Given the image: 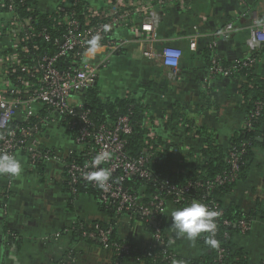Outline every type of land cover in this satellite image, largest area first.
<instances>
[{
  "label": "crops",
  "instance_id": "1",
  "mask_svg": "<svg viewBox=\"0 0 264 264\" xmlns=\"http://www.w3.org/2000/svg\"><path fill=\"white\" fill-rule=\"evenodd\" d=\"M74 1L38 0L34 9L53 15ZM82 1L89 12L104 13L113 0ZM157 1L123 0L134 8L150 6L156 12L153 41L146 40L144 29L151 16L131 11L128 21L111 32L112 39L125 41L122 52L109 56L102 49H93L85 58L98 67L95 85L102 103L129 100L143 107L153 128L149 137L176 148V159L200 168L204 135L226 148L245 121L239 108L245 81L212 75V66L255 53L254 73L264 78V50L256 51L258 46H251L248 34L254 19L264 21V0H178L164 5ZM228 24L233 31L222 37L220 33ZM4 34L0 37V90L8 88L4 59L13 53L10 35ZM164 48L178 53L175 71L165 67L159 57L142 55L149 50L159 54ZM81 93L76 96L80 102ZM31 111L38 117L43 106L35 104ZM24 114L25 108L18 107L15 120ZM42 117L47 118L38 134L42 145L54 151L66 149L71 138L59 117L48 113ZM256 141L246 174L221 200L222 207L233 206L241 213L260 212L254 216L248 235L232 239L234 249L243 252L247 264H264V133ZM15 157L22 163V174L15 179L0 175V264H112L109 252L97 242L81 238L76 229L109 222L95 199L87 194L73 197L59 163L31 168L23 154ZM174 208L168 203L164 211V235L171 250L182 259L202 258L198 240L175 238L170 231L169 213ZM149 236L141 225L131 226L123 217L115 220L119 240L144 244ZM124 264L142 263L130 259Z\"/></svg>",
  "mask_w": 264,
  "mask_h": 264
},
{
  "label": "built area",
  "instance_id": "2",
  "mask_svg": "<svg viewBox=\"0 0 264 264\" xmlns=\"http://www.w3.org/2000/svg\"><path fill=\"white\" fill-rule=\"evenodd\" d=\"M14 1L3 0L0 4V9H5L4 12H0V37H5L4 32L7 35L8 29L12 30V34L7 37L11 38L12 43L9 47L13 53L4 60L8 66H6L7 74L19 72L25 74L28 81L23 76L18 77L23 86V93L15 89L9 80L6 81L8 88L0 90V154L6 153L15 156L21 153L26 157L31 168L48 162L59 163L73 195L76 194V186L79 183H85L97 191V202L112 208L116 216H123L131 226L145 225L150 229L149 240L144 244H135L112 240L114 229L110 225L77 226L76 229L81 238L97 242L104 251L115 257L142 254L151 258L152 262L158 260L161 264H184L183 259L171 250L164 235V211L168 203L176 207L183 203L188 205L193 201H198L218 212L219 215L215 218L216 229L212 234L215 240L221 227H231L233 225L231 221L221 220L222 206L212 199L197 200L193 193L197 189H203L206 197L216 188L235 183L239 173L240 151L232 150L229 153L228 173L218 175L210 181L204 183L186 182L183 185L161 181L148 171L146 149L137 159L126 157L122 136L129 135L132 130L127 117H119L108 127L105 125L96 127L89 118L90 112L77 99L76 96L81 91L95 84L98 67L84 58L79 66H71L64 71L56 68L58 59L66 56L69 52L84 51L88 47H91L90 50L102 49L109 56L118 53L125 41L106 38V36L117 26L126 23L131 11L151 16L144 29L146 40L153 41L158 16L152 7L138 5L134 8L130 2L126 4L123 3V0H116L115 3H110V9L105 14L90 12L86 18L84 29H81V25L74 18L75 15L71 13L66 21L62 39L54 42L57 52L53 56L39 58L31 66H21L17 51L28 53L25 45L32 37L30 34L32 27L30 18H20L15 12ZM17 1L22 3L24 0ZM174 1L178 0H158L157 3L164 5ZM97 17L99 20L90 25V20ZM232 31L233 26L228 24L220 34L222 37H226ZM17 34H22V36L19 38ZM248 34L252 47L264 44V23L257 24L254 19ZM42 37L45 41L49 40L47 35ZM95 37L99 38L98 46L93 47L91 41ZM90 50L85 51L84 56ZM142 55L146 58L159 57L162 64L173 71L178 65V53L169 48L162 49L159 54L151 50L143 51ZM255 64L256 60L253 57L235 61L228 68L216 64L212 66L211 74L229 77L234 69L251 68ZM35 104L42 105L47 111L46 113L59 117L71 138L68 139L69 146L66 149L54 151L42 145L38 134L41 127L47 122V118L41 120L39 126L29 123V118L33 117L31 109ZM18 107L25 108V114L20 120L22 125L11 129L9 125L15 119ZM261 107V103H255V110L249 119L244 121L243 129L250 128V121L258 117ZM105 151L110 153V159L99 165H94V158ZM100 169H108L111 172L103 186H100L94 179ZM133 179L150 183L153 192L147 194L145 189L131 190L125 183ZM188 197L189 200H187ZM234 225L240 236H246L252 230V224L243 219L238 220ZM214 251L216 255L214 263L220 264L225 250L216 246ZM115 264L120 263L116 261Z\"/></svg>",
  "mask_w": 264,
  "mask_h": 264
},
{
  "label": "trees",
  "instance_id": "3",
  "mask_svg": "<svg viewBox=\"0 0 264 264\" xmlns=\"http://www.w3.org/2000/svg\"><path fill=\"white\" fill-rule=\"evenodd\" d=\"M2 1L3 0H0V4L2 3ZM37 1L38 0H24L22 3H18L17 0L14 1L15 12L20 16V18H30V24L32 27V31L30 32L32 37L25 45L28 49V53H22L19 50L17 51L19 54V63L21 66H31V64H33L34 61L38 60L39 58L43 56H53L57 52V46L54 42L55 40L62 39V36L64 35L66 29V21L71 13L75 15L74 18L81 25V29H84L86 27V18L90 13L88 8L86 7V4L82 0H75L72 5L59 8L53 15H42L34 9ZM112 3H115V0H113ZM109 9L105 11L104 14L107 13ZM4 11L5 9H0V12ZM98 20V17L91 19L90 25L96 23ZM8 34H12L11 29H8ZM17 35L19 36V38L22 36V34ZM41 35H47L49 37V40L45 41ZM109 37L111 38V33L106 36V38ZM90 48L91 47H88L84 51L69 52L66 56L57 60L56 68L60 71H64L68 67L79 66V64H81L83 59L85 58V51L90 50ZM257 48L258 49H256V51L259 49L260 51L264 50V44L259 45ZM122 50L123 49L119 50L118 53H121ZM8 54L11 55L12 52ZM248 57H253L257 63V54H250ZM234 63L235 61L226 65L220 64V66H222L223 68H228ZM255 65L251 68L234 69L229 77H236L245 81L240 89L243 103L239 107L244 112V120L249 119V117L255 110V103L257 102L261 103L262 105L258 117L250 121L251 123L249 129H243V127L240 128V130L230 140V144L226 148L218 145L215 142V139H213V137H211L210 135H204L205 148L201 152L203 165L200 168H196L193 163L187 162L182 158L176 159V148L166 145V143L161 139H152L149 137V134L153 128L151 126V121L147 117L143 107L136 105L129 100H117L115 102L102 103L99 97V91L97 90L95 84L81 91L82 93H84L82 103L83 106L90 112L89 118L96 127H99L101 125H105L108 127L119 117H127L132 130L129 135L122 136V139H124L123 150L126 157L128 159H137L142 155V151L146 149L145 156L148 159V171L161 181H168L176 185H183L186 182L204 183L206 181H210L218 175L228 173L229 153L232 150L240 151L239 173L238 179L235 183L216 188L206 197L203 189H197L193 193L194 197L197 200L205 198V200L208 201L209 199H212L216 201L220 206H222L221 200L225 197V195H227L234 189L237 183L241 181L246 174L249 165L254 157V148L257 146L256 139L264 133V78H260L255 75ZM22 76L26 81H28V77L25 74L19 72H17V74H11L9 72V74H7V80L12 83V86L15 89H18L23 93V86L18 80V77ZM46 112L47 111H45V108L43 107V111H41L40 116L38 115V117H30L29 123H31V125H38L39 122L44 119L42 115ZM21 125L22 124L20 120L14 119L13 122L10 123L9 127L13 129ZM68 135L70 136L69 133ZM43 165H39L35 168L42 167ZM125 185L134 191L145 189L147 194L153 192L151 184L146 181L133 179L127 181ZM68 190L71 193L69 186ZM79 194H87L89 196H92L96 202L98 200L97 191L92 189L85 183H79L76 186V194H72V196L75 197ZM187 200H189V197L187 198ZM97 204L99 209L110 218L107 224L100 225H110L113 227L114 230L112 233V240L117 242L129 243L128 240H119L115 237V220L117 218H122L123 216H116L112 208L105 207L98 202ZM183 206H187V204L183 203L177 205L176 208H180ZM222 208L223 216L221 220L231 221L233 225L226 228L221 227L217 235V246L225 250L224 257L220 264H247V260L243 252L241 250L234 249L232 245L233 237L240 236L238 235V229L234 224L240 219H243L246 222L252 224L254 216L260 215V212L245 214L241 213L236 207L233 206ZM142 228H144L145 231L150 234V229H148L145 225H142ZM206 237L207 234H204L202 237L197 239L199 245L203 250L202 258L197 260L183 259L184 264H215L214 260L216 258V255L214 249L216 246H210L209 244H207ZM111 257L112 264H115L116 261H119L120 264H124L130 259L142 264H161L158 260L156 262H152L153 260L151 258L145 257L142 254L133 256Z\"/></svg>",
  "mask_w": 264,
  "mask_h": 264
},
{
  "label": "clouds",
  "instance_id": "4",
  "mask_svg": "<svg viewBox=\"0 0 264 264\" xmlns=\"http://www.w3.org/2000/svg\"><path fill=\"white\" fill-rule=\"evenodd\" d=\"M261 23H264V21H257V24ZM98 40V37L93 38L91 41L93 47L98 46ZM108 159H110V153L105 151L94 158L93 164L99 165ZM22 172L23 168L20 160L6 153L0 154V175L15 179ZM110 175L111 172L108 169H100L94 179L100 186H103ZM218 215V212L209 209L206 205L193 201L187 206L170 209L171 225L169 229L174 233L175 238H183L190 242H194L204 234H208L206 243L210 246H217L218 242L212 234L216 229L215 218Z\"/></svg>",
  "mask_w": 264,
  "mask_h": 264
}]
</instances>
